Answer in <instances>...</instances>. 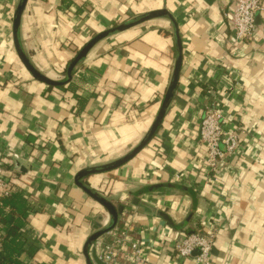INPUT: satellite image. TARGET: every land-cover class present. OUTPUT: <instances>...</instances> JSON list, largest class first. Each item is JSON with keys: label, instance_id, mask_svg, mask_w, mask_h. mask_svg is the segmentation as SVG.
Returning a JSON list of instances; mask_svg holds the SVG:
<instances>
[{"label": "crops", "instance_id": "obj_1", "mask_svg": "<svg viewBox=\"0 0 264 264\" xmlns=\"http://www.w3.org/2000/svg\"><path fill=\"white\" fill-rule=\"evenodd\" d=\"M18 2L0 0V159L14 194L29 203L23 234L37 251L24 257L87 264L86 241L110 219L75 177L122 157L154 123L175 67L174 25L155 19L105 39L69 84L55 88L36 81L17 54ZM162 9L182 39L177 91L135 158L85 180L125 206L116 228L93 249L99 256L126 233L140 245L144 264H199L197 257L179 258L176 247L186 235L203 232L215 234L212 264H264V11L256 16L253 39L238 41L232 0H29L20 39L40 72L64 80L93 36ZM210 106L240 141L217 171L207 164L200 136ZM153 185L165 187L138 195ZM123 250L119 264H132V249Z\"/></svg>", "mask_w": 264, "mask_h": 264}, {"label": "water", "instance_id": "obj_2", "mask_svg": "<svg viewBox=\"0 0 264 264\" xmlns=\"http://www.w3.org/2000/svg\"><path fill=\"white\" fill-rule=\"evenodd\" d=\"M29 0H19V3L16 8V12L14 15V21H13V37H14V44L16 47L17 54L25 66V68L28 70V72L32 75V77L41 83H44L50 87H62L67 84H69L74 76V73L80 64L84 62V60L87 58L89 53L103 40L117 35L119 33L125 32L133 27H136L138 25H141L145 22L155 20V19H168L172 22L174 25V31H175V39H176V62H175V67L174 71L172 74V78L170 81V84L167 88L162 106L160 108V111L144 136V138L140 141V143L127 155L124 157L117 159L113 162L107 163V164H102L98 166H90L82 169L79 171L75 177V183L76 185L81 188L87 195H89L92 199L100 203L105 210L107 211L109 215L110 221L108 222L107 225L102 227L101 225H98L95 227L96 231L93 233L88 240L86 241L83 249V254L86 258V263L87 264H105L97 255L96 250L93 249L94 244L104 236L105 234L110 233L112 230H114L117 226L119 217L124 213L125 211V206L120 205L116 207L112 201L104 196H102L100 193L95 191L94 189L90 188L88 185H86L85 180L92 176V175H98V174H103L107 173L113 170H116L118 168L123 167L126 165L128 162H130L133 158H135L148 144L149 142L153 139V137L156 135L159 127L161 126L164 117L168 111L169 106L171 105L172 101L174 100L177 87H178V80H179V75L181 72L182 68V61H183V55H182V39L180 37L179 31H178V26L172 17L170 13L166 9L158 10V11H153L146 13L144 15H140L131 21H128L124 24L118 25L114 28H111L109 30L103 31L100 34H98L96 37H94L91 41H89L76 55V57L70 62V64L67 67L66 74H65V79L64 80H54L46 75H44L42 72H40L32 63L29 55L26 53L21 39H20V28H21V23H22V17L23 14L26 10L27 4ZM260 13L257 14V18L259 17ZM162 187H165V185H153L150 187H145L143 188L138 195H142L145 193H148L150 191H154L157 189H160ZM138 202V198L135 199V203ZM170 222L171 220L168 219ZM199 252L197 251L195 255H198Z\"/></svg>", "mask_w": 264, "mask_h": 264}, {"label": "built area", "instance_id": "obj_3", "mask_svg": "<svg viewBox=\"0 0 264 264\" xmlns=\"http://www.w3.org/2000/svg\"><path fill=\"white\" fill-rule=\"evenodd\" d=\"M234 4L233 28L236 39L239 41L252 40L256 32V16L264 11L262 0H232ZM222 114L216 107H209L202 121L200 136L201 141L208 149L207 164L212 171H217L233 156L240 145L239 136L235 131L225 128ZM224 145V149L221 146ZM12 178L7 175L3 160L0 159V199L10 197L15 193ZM215 242L214 233L195 232L186 235L177 244L179 258L187 259L197 257L199 264H212V251ZM3 237L0 233V251ZM126 246H130L131 253L127 258L132 264H144L140 245L127 238L126 233L116 236L114 241L105 245L99 258L105 264H119L118 257ZM198 255H195L196 252Z\"/></svg>", "mask_w": 264, "mask_h": 264}, {"label": "trees", "instance_id": "obj_4", "mask_svg": "<svg viewBox=\"0 0 264 264\" xmlns=\"http://www.w3.org/2000/svg\"><path fill=\"white\" fill-rule=\"evenodd\" d=\"M28 215L29 203L22 194L0 199V233L3 237L0 264H47L31 263L24 257L32 259L37 251L27 245V238L23 234ZM6 226L8 229L4 231Z\"/></svg>", "mask_w": 264, "mask_h": 264}, {"label": "rangeland", "instance_id": "obj_5", "mask_svg": "<svg viewBox=\"0 0 264 264\" xmlns=\"http://www.w3.org/2000/svg\"><path fill=\"white\" fill-rule=\"evenodd\" d=\"M18 3H19V2H18ZM16 8H17V7H16ZM15 12H16V9H15ZM15 12H14V15H15ZM13 21H14V20H13ZM151 21H152V20H151ZM124 23H126V22H124ZM124 23H121V24H124ZM145 23H148V22H145ZM121 24H118V25H121ZM143 24H144V23H143ZM118 25H116V26H118ZM141 25H142V24H141ZM116 26H114V27H116ZM138 26H139V25H138ZM114 27H112V28H114ZM99 34H100V33H99ZM97 35H98V34H97ZM97 35L93 36L92 39H93L94 37H96ZM111 37H112V36H111ZM92 39H91V40H92ZM91 40H90V41H91ZM103 41H104V40H103ZM101 42H102V41H101ZM78 53H79V52H78ZM57 80L60 81L59 79H57ZM143 138H144V137H143ZM143 138H142V139H143ZM139 143H140V142H139ZM139 143H138V144H139ZM138 144H137V145H138ZM137 145H135L133 148H131L129 151H127V153H125L122 157H124V156L127 155L129 152H131V151H132ZM122 157H120V158H122ZM120 158H118V159H120ZM116 160H117V159H116ZM113 161H115V160H108V161H105L104 164H107V163H110V162H113ZM101 165H102V164H101ZM96 166H98V165H96ZM118 205H119V204H118ZM118 205L116 204L115 206L118 207ZM101 226H102V225H101ZM102 227H104V226H102Z\"/></svg>", "mask_w": 264, "mask_h": 264}]
</instances>
